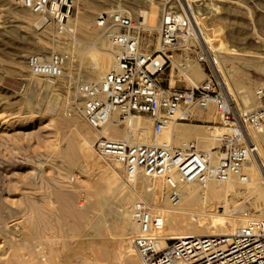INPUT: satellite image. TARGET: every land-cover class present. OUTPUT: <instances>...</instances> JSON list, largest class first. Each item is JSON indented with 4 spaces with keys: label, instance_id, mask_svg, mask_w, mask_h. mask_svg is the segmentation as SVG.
<instances>
[{
    "label": "rangeland",
    "instance_id": "obj_1",
    "mask_svg": "<svg viewBox=\"0 0 264 264\" xmlns=\"http://www.w3.org/2000/svg\"><path fill=\"white\" fill-rule=\"evenodd\" d=\"M19 1L0 0V204L10 208L9 215L12 213L14 222L16 220L19 225L26 226L30 223L29 219H38L39 216L31 206L40 205L46 211L49 209L48 212L52 215L50 219L52 226L49 229L42 227V233L38 235L41 237L42 234H45L43 237L46 240L51 237V240L55 241L52 242L54 245L56 244L55 247L61 250L63 240L68 238L60 230V224L69 223L70 220L66 219L65 214L60 213L63 211V205L57 196L59 192H69L73 195L69 202L70 209L75 207V209H81L79 202H83L82 206L85 207L92 198L94 199L90 193L91 186L87 183L93 184L95 180L91 178H99L97 174L100 173L97 169L102 167L103 169L107 168V171H113L118 186L103 201L101 211L109 210L107 223L118 227L119 220L115 214L117 200L121 197L122 190L136 189L132 180L133 175L126 172L117 161L99 155L94 148V143L100 136L97 133L102 128L96 129L90 126L82 114V97L78 94L77 86L89 79L83 73L85 65L79 62L77 56H73V43L78 42L84 45L87 50H93L96 55L91 54L89 62L99 65L102 60L101 52L97 48L100 46V39L103 37L108 43H111L114 49L115 47L110 40L109 31L96 25L97 16L103 11L122 10L130 13L137 22L143 24L142 47L153 52L158 47L160 23L157 20L155 26L151 28L149 22L145 21L144 15L136 8L142 6L144 9L143 5L148 2L163 9L167 6L187 11L189 5L188 0H70L73 7L67 28L64 32H59L54 21L48 15H44L42 21L40 20L41 14L30 10L22 0V3ZM197 4L199 7H203L199 12L206 16L205 24L209 32L216 35L226 45L264 49V0H201ZM83 19L87 21L86 30L80 26ZM90 33L97 34V37H89ZM257 39L261 41L258 42ZM38 41L41 44H37ZM205 46L208 52L207 62L200 64L193 60L191 64L195 63L202 68L205 73L202 82L207 79V74H212L222 81L220 69L222 71L223 64L212 56L209 44L205 43ZM53 52H62L68 55L63 76L36 81L37 79L28 69V57L32 54L49 56ZM219 53L223 57V63L233 67L232 71H235L233 73L248 85L247 92L250 95L247 105H244L243 102H240L238 89L223 82L232 98L242 107H259L261 102L255 97V90L264 85V69H256L251 65L262 62L264 58L247 54ZM179 64V55L174 52L173 62L160 75L163 85L190 86V80ZM60 117L70 118L68 124L62 126ZM133 117L139 123L148 119L151 121L147 115ZM118 119L121 127H124L126 119ZM177 125L204 127L203 129L211 133L213 138L220 129L218 128L220 126L219 118L213 107L197 111L193 120ZM81 130L83 135L89 136V139L92 137L90 139L92 154L87 163L69 164L62 157V150L69 138L74 133L75 135L80 133ZM163 134H161L162 137H158L157 143L167 140V142L178 145L183 141H198L196 138L172 139ZM151 136L155 138L152 128ZM214 145H216L215 141L212 147ZM257 156L255 155V158L258 161L261 187L264 189V163L260 162ZM82 165L87 166L89 172ZM96 170L97 172H95ZM90 171L93 174H90ZM142 175L143 178L147 177L143 179V184L147 179L158 178ZM161 180L165 196L167 189L164 180L162 178ZM144 191V188L139 190V197L133 199L131 206L137 201H146L143 195ZM108 207L109 209H107ZM150 207L153 210L156 208L152 205ZM217 210L222 211L223 209L217 208ZM41 223L39 222L37 225L40 226ZM45 228L48 230H43ZM38 235H32L33 237L28 235L29 240L37 241ZM129 245L130 247L133 245V240L131 243H127V248L122 249L123 253L121 252L117 258L118 264H125ZM134 255L139 259L136 251H134Z\"/></svg>",
    "mask_w": 264,
    "mask_h": 264
},
{
    "label": "built area",
    "instance_id": "obj_2",
    "mask_svg": "<svg viewBox=\"0 0 264 264\" xmlns=\"http://www.w3.org/2000/svg\"><path fill=\"white\" fill-rule=\"evenodd\" d=\"M22 2L35 13L48 15L59 32L66 30L73 7L70 0ZM96 25L109 31L116 62L100 80L77 86L82 114L90 126L102 128L115 113L124 119L147 115L157 137L210 107L216 110L220 124L214 136L216 145L209 150L197 140L146 144L99 136L94 143L96 152L119 162L128 173L162 177L173 203L178 202L183 185L206 186L213 180L244 177L245 163L255 148L251 130L264 132V85L255 90L261 102L256 108L240 106L212 74L188 87L163 85L160 75L173 62L174 52L181 68L193 60L207 62L205 43L185 10L164 8L158 29L161 47L153 52L142 47L143 24L128 12L103 11ZM67 59L62 52L32 54L27 65L34 76L56 79L63 76ZM131 214L138 226L133 245L140 264H264V219L250 221L230 234L167 238L166 246L160 247L157 232L163 229L164 217L153 214L142 200L133 204Z\"/></svg>",
    "mask_w": 264,
    "mask_h": 264
},
{
    "label": "bare ground",
    "instance_id": "obj_3",
    "mask_svg": "<svg viewBox=\"0 0 264 264\" xmlns=\"http://www.w3.org/2000/svg\"><path fill=\"white\" fill-rule=\"evenodd\" d=\"M198 1L201 0H188L189 9H187V13L192 19L200 38H202L203 42L209 44L210 50L213 53L212 56L223 64V68L221 67L222 71L220 69L222 82H227L232 88L238 89V96L241 100L239 101L247 105L250 95L247 92V83L241 81L240 77L233 73V67L231 68L223 63V57L219 52L232 55L247 54L264 58V49L226 45L216 35H212L205 24L206 16L202 12H199L201 11L200 8L203 7H199ZM143 6L145 7L144 9H142V6L136 9L144 15L145 21L149 22L151 28L155 26L157 20L159 23L161 22L163 8L148 2H145ZM40 16V20H42L44 15ZM80 26L86 30L87 21L83 19L80 22ZM89 37H97V34L90 33ZM257 41L261 40L257 39ZM36 43L41 44L40 41ZM160 47V40H158L157 49ZM97 48L102 55L99 65L89 62L90 55L95 53L91 49V51L87 50L84 45L74 42V50H71L74 52L73 56H77L79 62L85 65L83 73L89 79L88 81L100 80L112 69L116 62V51L106 39L102 37L100 39V46ZM251 66L256 69H264V60ZM181 69H183V72L191 83L200 84L205 77L202 68L195 63H190L189 66ZM33 77L37 79L36 81L46 79L40 76ZM118 118V114L115 113L97 134L112 139L128 140L132 143L161 144L167 142V140H163L157 143L158 137L162 136L159 135L155 138L151 136L152 123L149 119L139 123L137 119L130 116L126 119L125 126L121 127ZM69 120L70 118L68 117H60V124L65 126ZM203 128L188 125L176 126L175 124L163 132V135L166 134L172 139L176 138L178 140L181 138H196L204 149L209 150L212 148L215 140L211 136V133H208ZM82 132L81 130L76 135L74 133L62 150V157L69 164L87 163L89 156L92 154L90 140L92 137L89 139V136L86 137ZM250 134L255 148L245 163L244 177H235L224 182L213 180L206 186L198 184L183 185L181 187L180 198L176 203L171 201L168 190L165 193L166 195H163L162 177L153 180L147 179L146 183L143 184V179L147 178H143V173L141 174L139 171L130 173L133 175L132 180L136 189L122 190V195L117 200L115 207V214L119 220L118 227L114 226L115 228L107 223V212L109 210L101 211V205L107 196L115 190V187L118 186L117 179L113 171H107V168L103 169L99 164L101 167L97 169L98 173H100L97 174L99 178H91L89 176L92 180H95L93 184L87 183L91 186L90 193L94 199L92 198L87 206L83 207V202H79L81 209H75L76 207L74 208L75 210L72 207L70 209L69 202L73 198V195L69 192H59L57 194L63 205V211L61 210L62 212L60 213L65 214L66 219L70 220L69 223L63 222L60 224V230L68 238L63 240L61 250L55 247L56 244L52 243L55 241H52L51 237H48L49 239L46 240L43 237L45 234L40 235L43 238L38 235L42 233V227H48L49 229L52 226L50 221L52 215L48 212L49 209L46 211L40 205L31 206L39 216L38 219H29L30 223L26 226L19 225L15 219L14 222L13 216H11L12 213L9 215L10 208L0 204V264H118L117 258L121 255L122 249L126 247L127 243L132 242L133 236H135L138 230V226L132 218L131 203L134 198L139 197V190L142 188L145 189L143 195L147 202L143 201L149 207L152 205L159 209L154 208L155 210H153L150 207L151 212L153 214H161L164 217L163 229L157 232V235L161 238L160 247L166 246V239L169 237L230 234L250 221L262 220L264 217V189L261 187L258 161L255 155H258L257 157H259L260 162L264 163V132L251 130ZM255 150H258V152H255ZM82 167H86V171L89 170L87 166L82 165ZM91 171L90 174H93ZM217 208H222L223 210L219 211ZM39 222H42L40 226H38L39 224L37 225ZM36 234L39 237L38 240L35 241L32 238L33 241H30L28 235L33 237L32 235L35 236ZM134 251V245H131V247L129 245L128 257L125 264L141 263L140 258L138 259L134 255Z\"/></svg>",
    "mask_w": 264,
    "mask_h": 264
}]
</instances>
